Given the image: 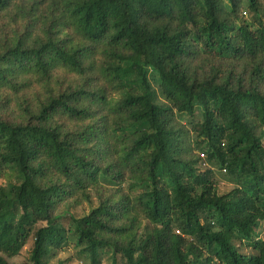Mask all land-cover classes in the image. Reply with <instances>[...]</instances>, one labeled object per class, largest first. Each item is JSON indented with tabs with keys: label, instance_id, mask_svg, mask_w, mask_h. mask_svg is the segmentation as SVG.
Returning a JSON list of instances; mask_svg holds the SVG:
<instances>
[{
	"label": "trees",
	"instance_id": "16d2710c",
	"mask_svg": "<svg viewBox=\"0 0 264 264\" xmlns=\"http://www.w3.org/2000/svg\"><path fill=\"white\" fill-rule=\"evenodd\" d=\"M0 180V264H264L261 0H0Z\"/></svg>",
	"mask_w": 264,
	"mask_h": 264
},
{
	"label": "rangeland",
	"instance_id": "374dc122",
	"mask_svg": "<svg viewBox=\"0 0 264 264\" xmlns=\"http://www.w3.org/2000/svg\"><path fill=\"white\" fill-rule=\"evenodd\" d=\"M262 5L264 6V0H261ZM244 17H248V14L246 15L243 13ZM158 104H166V102L163 100V98L159 97L157 100ZM184 121L187 120V117H183ZM196 120H201L200 118V112L199 110L196 111ZM202 168L211 167L214 170L215 173V179H216V186L217 190L220 194L226 193L230 191L233 188L232 180L227 176L226 173L223 171H220L218 169V166H208L204 163V160L202 161ZM2 181L0 180V185H2ZM71 205V203H68L67 206ZM97 205L96 201L93 199L91 204H82L80 206H70L68 209L69 213H71L73 216L80 217L85 214H87L91 208L95 207ZM65 206L59 211L61 213L63 210H65ZM258 234L261 238H263L264 235V222L261 223L260 228L258 229ZM32 248L31 240H29L25 247L22 250V254L14 257L12 259H8L9 264H30L29 257H30V250ZM80 247L75 245L73 241H71L67 246L63 247L61 250H58L54 253V256L47 261L46 264H58L59 261H64L65 264H89V260L83 259L82 256L79 253ZM241 252L243 254H249L253 253L250 249L247 250V248L241 249ZM100 262L101 264H111L112 258L110 254H104L100 255Z\"/></svg>",
	"mask_w": 264,
	"mask_h": 264
}]
</instances>
